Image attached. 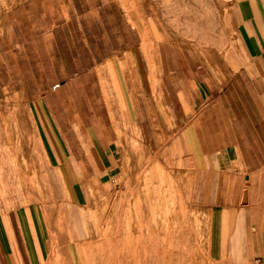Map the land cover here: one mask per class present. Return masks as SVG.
<instances>
[{"label":"crops","instance_id":"0c3cea01","mask_svg":"<svg viewBox=\"0 0 264 264\" xmlns=\"http://www.w3.org/2000/svg\"><path fill=\"white\" fill-rule=\"evenodd\" d=\"M126 166L210 263L264 264V0H0V264L153 245L164 186L106 218Z\"/></svg>","mask_w":264,"mask_h":264},{"label":"rangeland","instance_id":"374dc122","mask_svg":"<svg viewBox=\"0 0 264 264\" xmlns=\"http://www.w3.org/2000/svg\"><path fill=\"white\" fill-rule=\"evenodd\" d=\"M139 170L140 168L136 171V168L126 166L125 170L123 169L124 174L116 179L112 187L115 191L114 194L116 196L117 192L122 191L121 195L124 196V199L121 203L119 197L114 199L113 194L111 198L102 201L106 218L114 217L115 200L119 203L118 208L133 206L130 212L135 215L138 208L144 204L145 199H139L137 203L136 198L130 197L133 196L131 192L136 190L144 192L147 186L149 189H153L155 196L157 192L162 191L164 186L163 190L167 191V198L164 200L166 205L163 215L160 209L161 200L154 199V216H148L151 218L150 224L152 223L154 229L153 245L149 243V240L147 244L140 240L138 241L140 245L135 246L134 242L130 245L123 242L121 264H212L206 259L196 239V230L199 224L197 222L198 212L194 209L193 200L188 198L185 200V212H183V205H180L178 209L177 198L174 197L178 191L177 182L146 183L145 175L139 174ZM186 192L189 193L188 184H186ZM138 217H140V213ZM126 234V238L130 239L134 230L128 229ZM116 258L118 259V257Z\"/></svg>","mask_w":264,"mask_h":264}]
</instances>
